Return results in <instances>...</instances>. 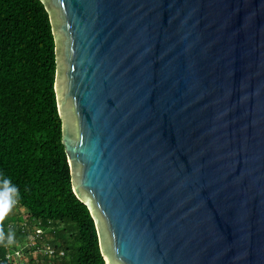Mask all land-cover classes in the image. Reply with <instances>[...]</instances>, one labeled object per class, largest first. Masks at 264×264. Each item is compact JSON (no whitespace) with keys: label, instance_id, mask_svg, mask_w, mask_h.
<instances>
[{"label":"water","instance_id":"water-1","mask_svg":"<svg viewBox=\"0 0 264 264\" xmlns=\"http://www.w3.org/2000/svg\"><path fill=\"white\" fill-rule=\"evenodd\" d=\"M42 1L106 264H264V0Z\"/></svg>","mask_w":264,"mask_h":264},{"label":"trees","instance_id":"trees-1","mask_svg":"<svg viewBox=\"0 0 264 264\" xmlns=\"http://www.w3.org/2000/svg\"><path fill=\"white\" fill-rule=\"evenodd\" d=\"M56 73L45 3L0 0V264H12L7 255L25 245L35 227L45 232L38 243L64 256L37 261L30 255L36 249L26 248L28 264H106L90 209L73 192Z\"/></svg>","mask_w":264,"mask_h":264},{"label":"built area","instance_id":"built-area-1","mask_svg":"<svg viewBox=\"0 0 264 264\" xmlns=\"http://www.w3.org/2000/svg\"><path fill=\"white\" fill-rule=\"evenodd\" d=\"M5 202L7 203V198L3 200V203ZM19 210L22 212V215L24 216V218L28 217L27 211L24 208H19ZM21 225L26 226V223H21ZM44 234H45L44 230H42L41 228L35 227L34 233L28 237V242L24 246H22V248H17V250H15L13 253H9L7 255V260L12 264H28L25 262L26 260H24L25 259L24 250L26 248H33V247L36 250H33L30 253V255L32 254V256L37 261L40 256H48L50 259L59 258V257L64 256V252L56 253L55 249H52L50 246L46 245V243L45 244L44 242H42L41 244L38 243V239H40L42 235ZM22 251L24 254H21ZM30 255L28 254V256Z\"/></svg>","mask_w":264,"mask_h":264},{"label":"rangeland","instance_id":"rangeland-1","mask_svg":"<svg viewBox=\"0 0 264 264\" xmlns=\"http://www.w3.org/2000/svg\"><path fill=\"white\" fill-rule=\"evenodd\" d=\"M16 212H19L22 215V212L20 210L17 209ZM16 212H15V214H17ZM21 244H23V243H21ZM22 246H24V244L18 245V248H22ZM21 254H24L23 251L21 252ZM24 260H26L25 261L26 263H28L30 260V256H28V253H26V252H25V259Z\"/></svg>","mask_w":264,"mask_h":264}]
</instances>
